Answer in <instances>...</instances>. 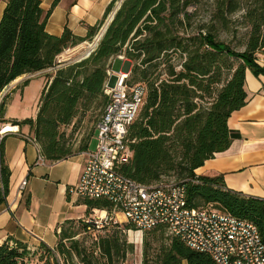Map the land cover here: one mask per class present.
Instances as JSON below:
<instances>
[{
  "label": "trees",
  "instance_id": "obj_1",
  "mask_svg": "<svg viewBox=\"0 0 264 264\" xmlns=\"http://www.w3.org/2000/svg\"><path fill=\"white\" fill-rule=\"evenodd\" d=\"M57 2L47 12L41 9L40 0L6 2L0 19V95L24 75L53 72L45 75L34 118L4 119L10 98L5 95L0 102V124L28 127L47 163L86 152L87 142L73 150L65 128L81 112L101 109L102 115L109 101L104 94L107 72L116 57L123 55L132 64L127 85L142 87L144 95L128 128L132 156L120 172L143 185L169 179L183 182L189 207H211L252 222L264 243V199L226 188L221 175L194 173L229 148L228 118L246 104L245 71L264 76V66L256 58L257 53L264 54V0H211L206 24L192 23L198 0H112L101 19L86 26L84 37L67 27L60 36L46 31ZM237 13L246 28L243 51L218 38ZM104 26L106 30L88 56L57 62L64 51L92 41ZM2 149L1 141L0 207L10 178ZM78 204L86 207L87 217L65 221L56 233L54 248L40 243L30 251L26 244L8 239L0 245V264H27L34 252L39 264H124L133 252V245L125 239V231L131 227L108 220L97 225L89 220L94 209L110 210L105 199H79ZM110 223L114 225L108 230ZM97 230L107 231L89 249L76 239L81 233ZM153 232L161 233L168 242L160 247L156 264H215L208 255L168 238L163 228L143 231L145 235Z\"/></svg>",
  "mask_w": 264,
  "mask_h": 264
},
{
  "label": "crops",
  "instance_id": "obj_2",
  "mask_svg": "<svg viewBox=\"0 0 264 264\" xmlns=\"http://www.w3.org/2000/svg\"><path fill=\"white\" fill-rule=\"evenodd\" d=\"M111 1L58 0L51 10L46 31L60 36L67 27L74 35L84 37L86 26H93L99 21ZM6 2L0 0V19ZM40 2L41 9L47 12L54 0ZM71 53L73 51L61 54L57 62H67L73 56ZM256 58L257 63L264 66V54L257 53ZM124 62L125 69L118 72L129 73L130 65ZM244 89L246 104L233 112L227 121L232 136L229 148L205 161L194 173L197 176L221 175L226 188L245 196L264 199V76L255 77L246 70ZM9 97L4 119L34 118L35 114L15 118L10 107L17 95L14 93ZM8 125L0 124L3 160L10 170L8 194L0 207V245L13 239L26 244L30 251H35L40 243L54 248L60 226L67 220H79L85 216L86 207L79 205V198L69 196L67 192L79 181L85 162L84 154L36 166L38 147L28 127L19 129L10 125L13 131H9L11 128L8 129ZM23 181H26V186L19 192Z\"/></svg>",
  "mask_w": 264,
  "mask_h": 264
},
{
  "label": "built area",
  "instance_id": "obj_3",
  "mask_svg": "<svg viewBox=\"0 0 264 264\" xmlns=\"http://www.w3.org/2000/svg\"><path fill=\"white\" fill-rule=\"evenodd\" d=\"M116 59L126 61L123 55ZM107 74L104 94L109 101L95 125V148L83 153L79 181L68 189V195L110 203V210H92L89 220L97 225L107 220L126 223L131 227L127 233L134 236L163 228L168 238H177L188 248L208 255L215 264H264V243L252 222L211 207H189L183 182L169 179L143 185L120 172L132 156L128 128L142 105L144 89L127 85L129 73L109 70ZM34 164H47L39 148ZM25 186L23 181L19 192Z\"/></svg>",
  "mask_w": 264,
  "mask_h": 264
},
{
  "label": "rangeland",
  "instance_id": "obj_4",
  "mask_svg": "<svg viewBox=\"0 0 264 264\" xmlns=\"http://www.w3.org/2000/svg\"><path fill=\"white\" fill-rule=\"evenodd\" d=\"M211 4V0H198L199 10H197L196 16L192 20L193 24H206L210 20L212 10ZM229 20L228 30L219 32L218 38L229 44L235 50L243 51V44L246 38V28L242 24L241 13L233 15L229 18ZM105 26L97 33L92 41L84 42L73 49L64 51L62 54L65 55L66 53L73 51V53H71L73 55L72 58L68 60L70 62L85 57L91 50H93V48H95ZM175 63L177 64V60ZM131 68L132 64L130 63V70ZM124 69V61L114 60L111 66V71L117 73L119 70L121 71ZM52 72L53 69H48L42 74L24 75L20 77L3 90L0 95V101L5 95L12 96V94L16 93L17 97L11 103L10 107V112L13 116L15 118H22L24 116L28 117L30 114H36L37 103L45 81V74ZM27 80H29L28 83L23 85V83ZM21 97H23V100H21ZM7 102L9 104L10 100ZM101 112V109L87 111L84 113L81 112L73 123L69 127L65 128L66 135L69 136V142L73 145V150L77 151L82 142H87L89 144V150H93L95 148L96 141L94 130ZM86 217L87 216L85 215V218ZM113 225V223H110L108 230L111 229ZM106 231L107 230H97L90 231L88 233H81L76 237V239L83 242V244L89 249L93 246L95 239L99 235H104ZM145 238L148 243L146 246L144 245ZM125 239L128 244L133 245V252L127 256L124 264H156L160 247L167 245L168 243L166 237L162 236V234L158 232L150 234L146 233V235L145 233H142L141 235L136 234V236H134L129 235V233L125 231ZM144 248L146 250L145 253ZM27 264H39V262H37L36 252L27 257ZM182 264H185V262Z\"/></svg>",
  "mask_w": 264,
  "mask_h": 264
},
{
  "label": "water",
  "instance_id": "obj_5",
  "mask_svg": "<svg viewBox=\"0 0 264 264\" xmlns=\"http://www.w3.org/2000/svg\"><path fill=\"white\" fill-rule=\"evenodd\" d=\"M111 19H112V18H110V20L108 21V23L111 21ZM108 23H107V25H108ZM107 25H106V27H107ZM106 27L104 28L102 34H103L104 31L106 30ZM102 34H101V36H102ZM101 36H100V37H101ZM127 64L130 65V62L127 61ZM113 81H114V79H112V80L110 81V85H112Z\"/></svg>",
  "mask_w": 264,
  "mask_h": 264
},
{
  "label": "bare ground",
  "instance_id": "obj_6",
  "mask_svg": "<svg viewBox=\"0 0 264 264\" xmlns=\"http://www.w3.org/2000/svg\"><path fill=\"white\" fill-rule=\"evenodd\" d=\"M19 79V78H18ZM17 80V79H16ZM15 80V81H16ZM9 131H13V128H11ZM100 215H104V213H101ZM101 217H104V216H101Z\"/></svg>",
  "mask_w": 264,
  "mask_h": 264
}]
</instances>
